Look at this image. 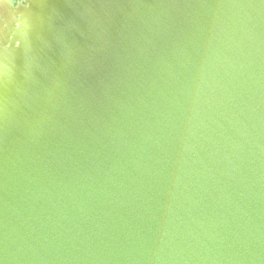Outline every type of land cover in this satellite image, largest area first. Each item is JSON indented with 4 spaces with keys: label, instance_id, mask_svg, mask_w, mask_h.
<instances>
[{
    "label": "water",
    "instance_id": "obj_1",
    "mask_svg": "<svg viewBox=\"0 0 264 264\" xmlns=\"http://www.w3.org/2000/svg\"><path fill=\"white\" fill-rule=\"evenodd\" d=\"M12 11L0 264H264V0Z\"/></svg>",
    "mask_w": 264,
    "mask_h": 264
},
{
    "label": "flooded vegetation",
    "instance_id": "obj_2",
    "mask_svg": "<svg viewBox=\"0 0 264 264\" xmlns=\"http://www.w3.org/2000/svg\"><path fill=\"white\" fill-rule=\"evenodd\" d=\"M21 2L22 4H25V0H0V22L2 20L1 18V12L5 15H8L9 13H12L13 7H18V2ZM2 9V10H1Z\"/></svg>",
    "mask_w": 264,
    "mask_h": 264
}]
</instances>
